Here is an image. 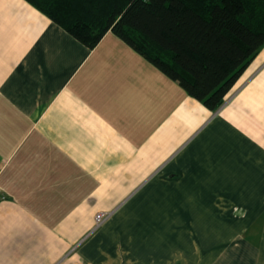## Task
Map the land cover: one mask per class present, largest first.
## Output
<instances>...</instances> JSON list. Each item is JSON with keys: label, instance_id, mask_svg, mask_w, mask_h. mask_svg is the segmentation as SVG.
<instances>
[{"label": "crops", "instance_id": "obj_1", "mask_svg": "<svg viewBox=\"0 0 264 264\" xmlns=\"http://www.w3.org/2000/svg\"><path fill=\"white\" fill-rule=\"evenodd\" d=\"M1 197L0 264H264V45L210 111L112 32L0 0Z\"/></svg>", "mask_w": 264, "mask_h": 264}, {"label": "trees", "instance_id": "obj_2", "mask_svg": "<svg viewBox=\"0 0 264 264\" xmlns=\"http://www.w3.org/2000/svg\"><path fill=\"white\" fill-rule=\"evenodd\" d=\"M88 48L112 32L218 110L264 45V0H26Z\"/></svg>", "mask_w": 264, "mask_h": 264}, {"label": "rangeland", "instance_id": "obj_3", "mask_svg": "<svg viewBox=\"0 0 264 264\" xmlns=\"http://www.w3.org/2000/svg\"><path fill=\"white\" fill-rule=\"evenodd\" d=\"M147 201H148V199H145V196L143 195L136 201L135 204L133 202V204H130L128 207H130L132 209H135V208H138V209L143 208V209H145L146 206H147ZM158 206H160V204H158ZM125 218H128V217H125ZM144 219H145V217H144ZM144 219H142V217H139L138 218V222L139 223H144L145 222ZM131 220H133V219H131ZM133 223H134V221H133Z\"/></svg>", "mask_w": 264, "mask_h": 264}, {"label": "built area", "instance_id": "obj_4", "mask_svg": "<svg viewBox=\"0 0 264 264\" xmlns=\"http://www.w3.org/2000/svg\"><path fill=\"white\" fill-rule=\"evenodd\" d=\"M3 197H1L0 199H2ZM109 214L107 213H97L95 216V226L98 227L99 225H101V223H103L107 218H108Z\"/></svg>", "mask_w": 264, "mask_h": 264}]
</instances>
